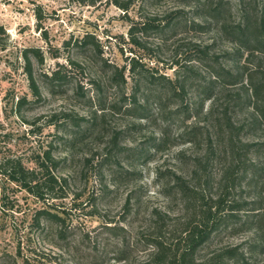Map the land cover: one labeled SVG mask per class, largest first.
I'll return each instance as SVG.
<instances>
[{
  "label": "rangeland",
  "instance_id": "374dc122",
  "mask_svg": "<svg viewBox=\"0 0 264 264\" xmlns=\"http://www.w3.org/2000/svg\"><path fill=\"white\" fill-rule=\"evenodd\" d=\"M95 1L0 0V165L16 158L39 176L40 158L49 150L59 161L51 175L66 181L58 182L53 192L61 198L37 200L3 177L0 166V264H139L147 252L142 241L151 210L166 212L170 226L185 214L180 200L163 196L157 173L173 171L202 187L203 179L192 182L191 176L194 160L205 152L207 125L214 118L206 114L213 101L223 109L226 88L231 98L237 97L238 88L222 87L221 78L208 84L219 66L235 69L246 64L247 54L229 41L223 26L246 15L258 21L264 11V0H120L128 4L126 13L113 0ZM146 21L149 26L141 30ZM131 27H138L134 37L139 47L129 40ZM86 34L98 44L94 50L75 45ZM24 51L40 91L38 100L28 87ZM132 58L142 62L149 75L167 76L170 86L182 83L183 91L157 109L155 101L171 93L165 80L155 77L151 84L126 70L125 83L117 87L102 62L123 67ZM253 61L257 59L246 64V73L252 72ZM57 69L65 80L61 87H51L44 75ZM76 87H81L80 96L73 95ZM133 96L149 99L146 118H135L138 110L127 113L121 108L123 97L128 105ZM96 97L112 111L66 143L77 124L91 120ZM21 98L29 103L18 109ZM238 103L232 120L246 127L235 130L234 139L256 143L242 156L255 161L262 153L255 151L264 143V125L248 126L250 110L243 99ZM59 112L72 114L71 127H62L59 119L58 125L49 124ZM212 133L222 145L228 143L225 129L214 127ZM204 166L201 163L198 175L205 172ZM220 170L212 166V182ZM242 181V193L252 200L259 189L244 188ZM42 210L61 218V226L40 218ZM108 221L124 231L108 234ZM251 239V233L227 230L199 257L225 245L245 247ZM122 241L128 245L123 254ZM120 257L124 261H118ZM254 260L264 264V255Z\"/></svg>",
  "mask_w": 264,
  "mask_h": 264
},
{
  "label": "trees",
  "instance_id": "16d2710c",
  "mask_svg": "<svg viewBox=\"0 0 264 264\" xmlns=\"http://www.w3.org/2000/svg\"><path fill=\"white\" fill-rule=\"evenodd\" d=\"M82 4H95V0H77ZM118 8L126 13L128 4L120 0H113ZM216 9L215 11H217ZM148 21L141 24V30L147 29ZM138 28V27H137ZM137 28H130L129 40L139 47V41L134 37ZM223 31L226 35L231 36L229 41L237 44L238 50H242L247 54L246 64H251V59H257L251 69L252 72L246 73V64L239 65L235 69L226 65L219 66V72L212 76V80L208 84L214 83L215 80L223 79L222 87L233 86L237 89L236 98H231L229 88H226V99L223 109L216 106V102L211 103V107L206 116H213V121L207 125L206 148L202 153V157H196L192 173V182L198 177L203 179V186L199 187L196 183H191L185 180L180 175L167 171L157 173L156 180L163 188L162 194L167 198H176L180 200L182 208L185 212L180 219H174V224L169 225V216L166 212H160L152 209L148 214L146 226V235L142 243L147 248L145 258L139 264H259L254 260V256L264 255V179L261 176L264 173V143L261 149L255 152L262 153L255 161H248L243 158L251 148H255L256 143L241 142L234 139V131L241 130L246 127L244 124H237L232 120V114L235 107L239 104L238 100H244L250 113L251 123L248 126L256 127L264 125V11L260 18L252 21L249 15L237 21L236 24L223 26ZM4 35V30L0 26V38ZM68 45V42L65 43ZM75 45L81 47H90L94 50L97 43L92 35H84L79 41H75ZM35 51V50H34ZM38 52L35 51L36 56ZM251 58V59H250ZM23 60L26 64L27 82L31 95L36 99H40V91L36 80L30 70L28 54L23 52ZM41 60V59H40ZM71 66L75 65L70 63ZM77 66V65H75ZM102 66L108 68L109 79L116 83L117 87H121L125 83L124 73L129 71L137 75L144 76L146 82H154L155 75L150 74L143 69L142 62L131 59L130 63L123 67H118L107 61L102 62ZM63 69V67H60ZM60 69L53 70L49 74H45L44 78L48 80L51 87H61L65 74ZM148 73V75H143ZM141 76V78H142ZM246 77V79H243ZM140 78V79H141ZM163 79L166 84L171 85V80L167 76L159 75L156 77ZM184 85L170 86L171 93L164 98L155 101L157 109H160V104L166 102L170 95L179 96L183 91ZM50 87V88H51ZM81 87H76L73 90V95L80 96ZM230 99V100H229ZM127 99L123 97L122 103H119L121 108L125 106V112L131 113L133 110H138V115L134 116L138 119L146 118L149 99L132 97L131 103L125 105ZM25 98L18 99L16 102L17 108L28 104ZM101 99L95 98V109L90 113L91 120L83 122V125H76L74 131L68 133L66 143H70L77 139L81 132H88L94 127V121L103 119L111 109H106L101 106ZM114 108H116L114 106ZM220 109V112H219ZM235 113V112H234ZM54 121H50V125L59 124L55 122L63 120L60 125L70 126L72 114H64L59 112L52 117H57ZM252 118V119H251ZM73 121V120H72ZM66 123V124H65ZM65 124V125H64ZM84 126V127H83ZM81 127V128H79ZM214 127L217 129H225L229 134L228 143L224 146L216 141V135L212 133ZM196 130V127L193 131ZM115 142V138L111 141ZM52 152L47 150L40 158V175L32 170H27L23 167L21 161L16 158H6L2 161L1 174L8 181L15 183L27 193L32 195L37 200L46 201L52 198H61L62 195H53L55 187L61 181L66 184L65 179H58L51 175L50 171L59 166V161L52 157ZM222 158L224 161H222ZM201 163H204L205 172L202 175ZM219 166L221 170L216 177V183L212 182L213 173L212 166ZM163 177V178H162ZM166 181H163V180ZM245 179V187L249 189L251 186L258 188L255 197L250 200L245 196V191L242 193V180ZM239 194H236V191ZM52 193V195H51ZM242 193V194H241ZM241 194V195H240ZM250 200V201H249ZM128 204V202H127ZM40 218L46 222L53 223L58 227L61 226L63 220L47 210H42L38 213ZM109 224V225H108ZM105 229L110 235L117 234V231H124L123 227H119L111 221L105 224ZM230 230L232 233L245 231L251 233L252 239L246 246L242 245H225L215 249H207L206 254L202 257L200 251L211 246L214 238L222 232ZM59 237H64L63 231L60 229ZM123 247L120 253H125L126 243L122 241ZM258 250V252H256ZM124 257L118 258V261H124Z\"/></svg>",
  "mask_w": 264,
  "mask_h": 264
}]
</instances>
